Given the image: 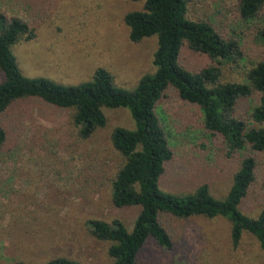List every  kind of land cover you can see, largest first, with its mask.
Listing matches in <instances>:
<instances>
[{
	"label": "rangeland",
	"instance_id": "rangeland-1",
	"mask_svg": "<svg viewBox=\"0 0 264 264\" xmlns=\"http://www.w3.org/2000/svg\"><path fill=\"white\" fill-rule=\"evenodd\" d=\"M143 0H0V12L31 18L35 37L10 47L22 75L46 77L61 84L88 80L96 67L110 71L116 86L134 88L143 74H152L154 35L133 43L123 15L139 10ZM232 0H193L187 14L208 19L224 33L242 27L229 12ZM189 66L204 57L183 51ZM242 81L240 71L224 73ZM102 111L105 125L79 139L70 122L71 111L48 106L35 98L13 104L4 122L9 128V156L0 158V264H43L63 255L81 264H111L108 242L85 230L88 218L109 222L118 218L127 230L138 207L116 209L111 203L110 180L120 165L109 135L118 126L134 129L125 108ZM173 148L174 159L159 177L160 190L174 195L206 183L210 194L224 197L235 169L214 149L203 145L194 105L161 100L156 105ZM264 207V194H252L239 210L255 217ZM177 245L161 254L147 242L136 264H256L264 252L252 236L244 235L235 250L228 243V224L222 217L191 216L172 222Z\"/></svg>",
	"mask_w": 264,
	"mask_h": 264
},
{
	"label": "trees",
	"instance_id": "trees-1",
	"mask_svg": "<svg viewBox=\"0 0 264 264\" xmlns=\"http://www.w3.org/2000/svg\"><path fill=\"white\" fill-rule=\"evenodd\" d=\"M192 2L143 0L139 10L123 15L130 42L156 37L154 71L141 75L131 90L116 86L103 67L73 85L22 75L10 47L34 39L35 23L0 12V158L10 155L4 118L13 104L26 98L69 109L79 139L105 125L103 107L127 109L134 123L132 130L116 126L109 135L120 158L110 180L111 203L116 209L138 207L130 230L118 218L85 222L88 235L108 242L111 264H136L147 242L161 254L171 253L178 241L172 222L191 216L222 217L231 249L249 235L264 252V207L255 217L239 210L243 199L264 194V0H232L229 12L242 27L235 32L230 26L227 35L208 19H191L187 11ZM183 51L204 57V64L189 66ZM226 71H240L243 80L226 79ZM164 99L196 106L203 145L235 166L223 198H214L206 183L180 195L158 188L159 177L174 159L164 120L156 111ZM43 264L81 263L53 255Z\"/></svg>",
	"mask_w": 264,
	"mask_h": 264
}]
</instances>
